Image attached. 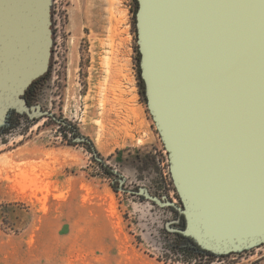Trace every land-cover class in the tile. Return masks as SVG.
<instances>
[{
	"label": "rangeland",
	"instance_id": "374dc122",
	"mask_svg": "<svg viewBox=\"0 0 264 264\" xmlns=\"http://www.w3.org/2000/svg\"><path fill=\"white\" fill-rule=\"evenodd\" d=\"M134 6L52 0V71L32 104L75 126L123 179L56 119L19 117L0 134V264L196 263L170 249L171 208L128 191L180 203L141 94ZM262 259L264 245L197 263Z\"/></svg>",
	"mask_w": 264,
	"mask_h": 264
},
{
	"label": "water",
	"instance_id": "95a60500",
	"mask_svg": "<svg viewBox=\"0 0 264 264\" xmlns=\"http://www.w3.org/2000/svg\"><path fill=\"white\" fill-rule=\"evenodd\" d=\"M137 1L147 106L181 203L128 191L178 209L179 231L217 255L264 245V0ZM52 25V0H0V126L12 109L60 121L25 97L50 68Z\"/></svg>",
	"mask_w": 264,
	"mask_h": 264
},
{
	"label": "trees",
	"instance_id": "16d2710c",
	"mask_svg": "<svg viewBox=\"0 0 264 264\" xmlns=\"http://www.w3.org/2000/svg\"><path fill=\"white\" fill-rule=\"evenodd\" d=\"M135 2V6L133 9V13H134V18H135V23H136V14L138 11V7H139V3L137 0H134ZM137 29V28H136ZM138 53H139V59H138V65H139V81L142 83L140 88H141V94L144 97L145 102L147 103V99H146V87H145V83L144 80L141 77V68H140V58H141V54L140 51L138 49ZM52 66H50L49 70L47 73H45L43 76L37 78L31 85L30 87L27 89L25 97L27 98L28 102L30 104H32L33 102H36L40 90L41 88L44 86V84L46 83V81L50 78L51 75V71H52ZM27 114H21L18 113L16 110L12 109L6 119V122L4 125L0 126V134L9 131L10 129H12L16 124L17 121H19V117L21 116H25ZM28 116V115H27ZM58 121V120H57ZM61 124H64L67 129H71L72 132L74 133L75 137H85L82 136L77 128L73 125H71L70 123L66 122L63 119H60ZM74 137V138H75ZM88 138V137H87ZM85 142L87 144L90 145L92 152L94 153V155L98 157H101L100 153L97 151V149L95 148V146L93 145L92 141L88 138V141H82ZM97 155H96V154ZM102 160H99V162L103 165V167L105 168V170L107 171V173L109 174H113V175H117L119 177V180H122V175L115 172V170L111 167H109L105 162L104 159L101 157ZM120 188H122V186H120ZM143 198V195H140ZM176 196L179 199L180 203V197L178 195V193L176 192ZM169 208H171V210L175 213V217L174 219L168 224L167 226V230L170 234L174 235V243L172 244V246L170 247V249L173 251V253L176 255H181L182 256V260L185 263H192L194 262V258L196 259V263H197V259H209L210 261L214 260L216 257H224L226 255H217L209 250H206L205 248H203L198 241L193 237V236H188L183 234L182 232L179 231V229L181 228H185L186 227V217L185 215L180 212L178 209H176L175 207H171L168 206Z\"/></svg>",
	"mask_w": 264,
	"mask_h": 264
},
{
	"label": "built area",
	"instance_id": "2783aa9c",
	"mask_svg": "<svg viewBox=\"0 0 264 264\" xmlns=\"http://www.w3.org/2000/svg\"><path fill=\"white\" fill-rule=\"evenodd\" d=\"M220 256H222V255H220ZM221 257H216L214 260H212L213 261V263H215L216 262V260L217 259H220ZM196 261V259L194 260V262ZM221 261V260H220Z\"/></svg>",
	"mask_w": 264,
	"mask_h": 264
},
{
	"label": "crops",
	"instance_id": "0c3cea01",
	"mask_svg": "<svg viewBox=\"0 0 264 264\" xmlns=\"http://www.w3.org/2000/svg\"><path fill=\"white\" fill-rule=\"evenodd\" d=\"M261 264H264V259L261 260Z\"/></svg>",
	"mask_w": 264,
	"mask_h": 264
},
{
	"label": "bare ground",
	"instance_id": "6f19581e",
	"mask_svg": "<svg viewBox=\"0 0 264 264\" xmlns=\"http://www.w3.org/2000/svg\"><path fill=\"white\" fill-rule=\"evenodd\" d=\"M27 172V171H26ZM27 174V173H26ZM30 175V174H29ZM29 175H27V176H29ZM31 176V175H30Z\"/></svg>",
	"mask_w": 264,
	"mask_h": 264
}]
</instances>
